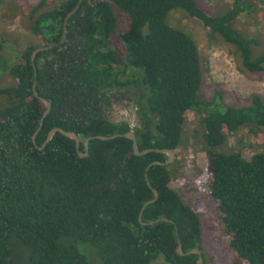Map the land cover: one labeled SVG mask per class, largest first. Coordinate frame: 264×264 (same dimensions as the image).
I'll return each instance as SVG.
<instances>
[{
  "label": "trees",
  "instance_id": "16d2710c",
  "mask_svg": "<svg viewBox=\"0 0 264 264\" xmlns=\"http://www.w3.org/2000/svg\"><path fill=\"white\" fill-rule=\"evenodd\" d=\"M231 1L226 13L212 16L196 0H84L59 44L78 0H0L6 20L17 10L28 15L25 26L39 43L17 62L0 55V73L11 66L15 80L0 86V264H16L13 239L29 249L31 264H90L79 244L94 249L98 264H151L161 257L197 264L198 256L179 255L178 245L185 253L201 249L198 215L171 187L169 167L147 172L166 155L137 156L132 140L118 137L92 140L81 158L76 143L59 133L37 148L58 127L79 136L82 153L89 137L131 130L139 151L176 152L189 114L206 130L207 192L227 231V264H264V152L248 159L243 151H216L242 130L264 137V100L251 95L248 106L223 109L204 100L198 48L167 25L172 11L184 9L207 28L210 43L229 47L240 73L264 75V39L237 27L243 18L252 26L261 12L263 19L262 4ZM50 45L58 46L35 59L37 93L52 105L35 144L45 105L33 94L30 56ZM126 105L136 109L137 127L114 119L115 108ZM154 190L159 198L144 210L143 225L139 216Z\"/></svg>",
  "mask_w": 264,
  "mask_h": 264
},
{
  "label": "rangeland",
  "instance_id": "374dc122",
  "mask_svg": "<svg viewBox=\"0 0 264 264\" xmlns=\"http://www.w3.org/2000/svg\"><path fill=\"white\" fill-rule=\"evenodd\" d=\"M38 0H21L22 4L33 5ZM60 4L64 0H54ZM264 9V0H257ZM199 8L212 16L227 12L232 6L231 0H196ZM29 5V4H28ZM3 10L2 13H5ZM263 12L255 17L256 23L243 18L237 22V27L243 32L256 36L262 42L264 39ZM12 20H6L0 14V55L9 62H17L32 45H38V40L26 28L28 15L20 10L13 13ZM167 25L188 35L196 44L202 65L204 66V81L200 96L207 102H216L217 108L248 106L251 95H259L264 100V75H244L237 69V61L229 53V47L223 44H212L209 41L207 28L203 23L191 17L184 9H176L167 18ZM260 48V47H259ZM258 48V49H259ZM256 49V52L257 50ZM10 68H3L0 73V86L15 85L10 74ZM261 77L262 79H259ZM189 114L182 135V144L176 150V158L169 166L173 177L171 187L185 204H188L198 215L202 225L201 252L204 264H227L231 252L229 239L223 220L217 212V203L209 195L208 173L205 169L208 147L206 145V130L200 125L199 119ZM114 119L125 121L133 127L139 125L136 109L133 105L115 108ZM242 130L230 137L224 145L216 149L226 154L244 152L246 158L254 153L264 152V137L260 140L255 135L249 137ZM248 150V151H247ZM14 261L16 264H31L30 251L18 239L12 240ZM79 249L87 254L90 264H98L93 248L79 244ZM231 256V255H230ZM151 264H168L164 258H159Z\"/></svg>",
  "mask_w": 264,
  "mask_h": 264
},
{
  "label": "water",
  "instance_id": "95a60500",
  "mask_svg": "<svg viewBox=\"0 0 264 264\" xmlns=\"http://www.w3.org/2000/svg\"><path fill=\"white\" fill-rule=\"evenodd\" d=\"M84 2V0H78V3H77V6L66 16L65 18V21H64V28H63V34H62V39L60 41L59 44H63L65 43L66 39H67V33H68V28H67V25H68V21L69 19L78 11V9L80 8L81 4ZM58 45H50V46H46V47H39V48H36L34 51H32L31 53V56H30V61L32 63V67L34 69V82H33V94H34V97L35 98H39L43 104L45 105V111L42 115V118L40 120V126H39V129L37 131V133L33 136V141L34 143L36 144V136L37 134L39 133V131L41 130L42 126H43V123H44V120L47 118V116L50 114L51 112V109H52V105L51 103L46 100L45 98H41L39 97L38 93H37V90H36V84H37V70H36V64H35V59L37 57V55L40 53V52H44V51H47V50H50L54 47H56ZM59 133L71 140H73L75 143H76V149L78 151V154L81 158H86L88 157L89 155V149H90V142L92 140H101V141H110V140H114L118 137H124V138H127V139H130L132 140L133 142V150H134V153L135 155L137 156H143V155H146L148 153H152V152H155V153H159V154H164L167 156V160L165 162H161V161H155L153 162L148 168H147V172L150 170V168L152 166H155V165H159V166H164V167H169L175 160L176 158V153L175 151L173 150H167V149H164V150H161V149H148V150H144V151H139V148H138V141H137V137L134 133L133 130H131L130 132L124 134V135H114V136H111V137H106V136H94V137H89L88 139L85 140V142L83 143V146H84V149H85V153H82L80 151V147H81V140L79 138V136L75 133V132H72V131H66L62 128H54L52 129L49 134H48V137L46 139V141L44 142V144L42 145V147H38L37 148L39 150H43L46 148V146L54 139V137L56 136V134ZM147 177V175H146ZM148 181V179H147ZM149 183V182H148ZM154 193H155V198L148 201L144 207L142 208L141 210V213H140V216H139V221L145 225V223L142 222V218H143V213H144V210L151 204L155 203L158 198H159V193L157 190H154ZM163 221H168L166 219H163ZM159 222V220L157 221ZM178 253L179 255L181 256H190V255H197L198 256V260H197V264H204V258H203V255H202V252L200 249H193L187 253H185L183 251V246H182V243L181 241H179V245H178Z\"/></svg>",
  "mask_w": 264,
  "mask_h": 264
}]
</instances>
